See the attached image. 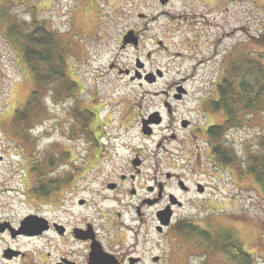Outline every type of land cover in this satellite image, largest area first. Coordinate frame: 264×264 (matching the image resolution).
<instances>
[{
	"label": "rangeland",
	"instance_id": "obj_1",
	"mask_svg": "<svg viewBox=\"0 0 264 264\" xmlns=\"http://www.w3.org/2000/svg\"><path fill=\"white\" fill-rule=\"evenodd\" d=\"M37 25L56 34L66 72L65 80H50L42 87L36 81L37 63H26L22 44L11 36L15 26L24 34ZM130 31L140 32L139 48L132 41L124 43ZM150 53L147 70L163 72L155 82L117 72V65L135 68L136 58L146 61ZM249 61L264 62V0H0V224L17 222L33 209L42 212L43 205L34 202L40 204L44 194L55 190L56 178L87 176L82 186L89 188L80 195L94 199L93 189L99 186L92 167L98 137L110 152L108 160H123L121 155L128 157L138 148L151 161H163L166 170H184L190 160L209 166L212 188L218 185V192L210 201L212 216L205 213L207 217L197 222L212 229L221 223L228 234L225 245L236 240L251 254V264H264V188L244 165L251 153L264 154V107L242 109L240 127L232 126L220 137L232 151L234 165L215 162L216 167L206 131H198L200 141L189 144V158L177 141H165L164 148H158L170 135L165 131L169 122L176 125L178 141L187 134L180 118L206 130L224 124L226 110L211 107L217 82L233 81L227 83L234 87L235 101L243 104L239 83L255 78ZM178 85L187 90L181 100L174 98ZM33 95L38 103L31 116L37 121L13 125L17 111ZM161 100L171 102L173 115L165 114ZM156 112L164 123L150 137L141 123ZM83 113L90 121L87 128L80 120ZM34 184L45 193L37 194ZM71 209L82 215L91 210L68 202L50 215L65 220ZM181 234L173 240L181 241V247L184 242V254L198 253L195 264H207L205 259L214 256L218 262L232 263L227 252L212 251L189 228Z\"/></svg>",
	"mask_w": 264,
	"mask_h": 264
},
{
	"label": "flooded vegetation",
	"instance_id": "obj_2",
	"mask_svg": "<svg viewBox=\"0 0 264 264\" xmlns=\"http://www.w3.org/2000/svg\"><path fill=\"white\" fill-rule=\"evenodd\" d=\"M136 33L140 43L135 45L139 48L142 40L140 32ZM152 55L148 54L146 61H141L138 56V67L135 68H122L116 64L117 72L130 76L132 80L134 73L136 78L138 75H150L153 71L147 70L146 64ZM144 77L138 80H145ZM164 94L169 96V92ZM161 106L166 108V115L175 113L169 100H161ZM157 113L143 118L148 120L147 127L152 130L150 137L155 128L164 123L163 116ZM178 121L180 127L187 130L184 139L178 141L176 125L169 122L165 131L170 135L158 142V148L163 149L165 141H177L185 151L183 155L189 158V144L200 141L197 132L206 128L197 126L192 120L180 118ZM141 126L143 129V124ZM97 141L99 153L92 167L93 178L99 186L93 189L94 199L80 195L89 188L82 186L87 176L56 178L55 190L44 194L40 204L34 202L36 206L43 205L42 212L33 209L26 216V225V217L0 224V264H195V254L198 253L184 254V242L181 247V241L173 240V236L182 235L186 225L197 241L208 244L202 232H207V236H212L216 243H221L217 241L228 236L221 223L212 229L196 220L205 213L212 216L210 201L218 192V185L212 188L209 166L200 161L190 164L192 161L189 159V164L184 166L188 168L184 170H166L163 161H151L138 148H134L128 157L121 155L123 160H108L110 152L102 147L98 137ZM214 164L220 167L218 163ZM68 202L71 207L77 205L79 210H91L82 215L71 209L65 220L60 219V215L56 218L50 215V211H60V206ZM187 208L190 211L184 214ZM163 211L168 214L164 216ZM215 249L213 245L211 250ZM205 260L209 261L207 264H225L218 262L215 256Z\"/></svg>",
	"mask_w": 264,
	"mask_h": 264
},
{
	"label": "trees",
	"instance_id": "obj_3",
	"mask_svg": "<svg viewBox=\"0 0 264 264\" xmlns=\"http://www.w3.org/2000/svg\"><path fill=\"white\" fill-rule=\"evenodd\" d=\"M17 28L18 26H15L12 33L10 31V33L13 34L11 36H13L14 39H18L17 41L22 44L23 57L25 58L26 63L32 67L34 65L33 63H37L38 66L35 70L36 81L39 86L42 87L46 85V82L50 80L54 81L58 78L65 80L66 72L64 73L63 70L65 67V60L63 57V50L61 47L57 46L56 34L48 30L43 25H37L33 31H26L24 34H20ZM249 63L254 66L253 74H255V78L252 80L246 79L239 83V89L242 91V94L245 95V101L243 104L235 101L234 87L227 83L233 81L230 79H220V82H217V98L212 99L211 107L214 111L221 109L224 111L226 110L227 119L224 124L212 125L206 130V133L210 138V146L208 150L211 152L214 162H222L224 164H232L234 162V155L232 154V151L228 150L227 144L225 141H221L222 138L220 137H222L230 127H240L241 119L243 118H240V115L242 114L241 110L262 111V108L264 107V62L262 61L259 63L249 61ZM33 96L34 98L28 102V105L25 108L21 111H17L13 125L17 124L24 126L26 123L32 125L31 122L37 121V118H32L31 116L33 115L32 109L35 108L36 103H38L37 97L35 95ZM84 113L83 116H80V120L85 124V128H87L90 121L89 118H85ZM51 165L53 166L52 162ZM244 165L246 167L245 171L254 173L256 180L264 188V154L262 156H257L254 153H251ZM34 180L37 181L36 178H34ZM35 191L37 194L45 193L43 191H38L37 189ZM187 228L188 225H186V229ZM204 238L209 242L211 248L214 245L216 250L221 247L220 249L227 252L232 260V263L233 260L238 261L239 264L252 263L251 254L245 249V247L239 246L236 240H234V244H230L232 246H229V244L225 245L223 241H221V243H216L205 234ZM235 247L238 248L235 249Z\"/></svg>",
	"mask_w": 264,
	"mask_h": 264
},
{
	"label": "water",
	"instance_id": "obj_4",
	"mask_svg": "<svg viewBox=\"0 0 264 264\" xmlns=\"http://www.w3.org/2000/svg\"><path fill=\"white\" fill-rule=\"evenodd\" d=\"M167 1H168V0H162V3L165 4ZM125 40H126V41H132V42H135V43H136V42H137V37H135V35H134V31H130L128 34H126V36H125ZM157 73L160 74V75H162L161 70H158ZM138 77H141V76L139 75ZM145 79H146L148 82L152 83V82L155 81V76H149V75H147V76L145 77ZM178 91H179V94L177 95V97L180 98V97H182V93H185L187 90H186L185 88H183V87H179V88H178ZM144 124H145V127H144V131H145V133H151L149 130L146 129L147 121H145ZM27 222H28V219H26V221L24 222V224L26 225Z\"/></svg>",
	"mask_w": 264,
	"mask_h": 264
}]
</instances>
